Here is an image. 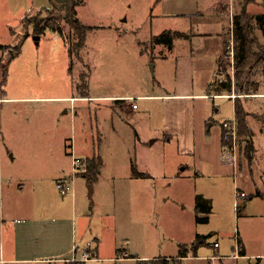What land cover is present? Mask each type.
Segmentation results:
<instances>
[{
  "label": "crops",
  "instance_id": "crops-1",
  "mask_svg": "<svg viewBox=\"0 0 264 264\" xmlns=\"http://www.w3.org/2000/svg\"><path fill=\"white\" fill-rule=\"evenodd\" d=\"M29 1L32 7L35 6L31 8L32 12L21 17L19 25L43 7L62 6L69 0ZM147 1L153 6L150 9L154 10L151 12L150 36L165 30L178 32L179 35L170 45L155 43V47L144 50L149 53V60L155 62L152 68L155 75L147 77L146 73L139 93L129 92L127 82L123 86L122 78L117 92L92 93L94 70L83 54L87 38L77 54L61 24V32L47 26L36 34L31 25L26 29L28 32L17 33L16 28L7 22L9 18L0 17V30L5 33L4 38L0 33V44L17 45L28 33L26 39L30 40L36 52L35 57L26 61L25 68L18 66L14 76L18 61L12 59L19 60L24 40L17 52L13 54V50L10 51L11 59L6 64L9 91L0 86V264H66L70 260H82L86 264L99 260L117 264L129 260L138 264H264V185L253 181L254 175L259 182L264 181V169L259 166L260 152L264 148V84L256 86L244 101L252 151L250 160L240 157L238 168L222 160V123L215 125L211 114V100L218 97L213 82L217 78L226 44L232 37L234 16L243 7L242 0ZM85 3L86 0H80L76 5L79 19L80 7ZM248 9L253 14L263 12L264 0L249 4ZM254 21L257 22L255 18ZM257 25L263 32L258 22ZM91 26L93 29L105 27ZM69 28L71 30L72 27ZM46 41L52 44L49 48ZM147 41H144L145 45ZM0 56L3 57L1 51ZM74 56L80 64L76 69ZM21 60L19 63H25ZM33 60L40 63L33 65ZM83 62L87 68L84 74L81 70ZM43 63H51L53 70L58 69L60 83L45 85L33 79L37 78L35 70L41 74L40 64ZM256 78L264 80V73L256 74ZM13 80L19 85L12 89ZM12 92L13 95H10ZM80 98L96 102V111L108 110L109 118L104 120L108 121V128L105 129L102 122L98 123V130L96 128L100 133L98 144L94 141L92 127L86 131L85 137L78 135V126L79 133L85 132L76 119V103ZM130 128L135 131L134 137L126 134ZM78 137L84 140L85 150L78 144ZM165 144L169 145V150L163 153L156 148ZM123 148L128 154L133 148L136 151L135 160L127 159L126 155V165L124 163L129 167L125 188L131 189L130 197L135 199L136 196L143 198L135 187H142L146 179L150 180L148 189L151 190L154 183L162 178L169 185L185 190L187 183L192 187L199 178L207 175L218 178L237 175L234 180L236 190L248 193L246 198L230 199V205L236 212L237 229L233 232L223 228L200 231L196 224L201 222L197 221L195 211L189 229L183 226L177 234L175 232V238L172 236L178 245L169 254L140 256L112 251L104 254L99 243L94 248L88 246L82 250L77 244L78 235L82 237L86 225L93 222L83 207L78 206L81 185L78 181L76 186L73 183L74 192L69 201L57 193V181L68 177L73 182L86 170L85 167L79 172L74 169L72 152L86 160L97 155L102 158L97 180L103 168L108 166L107 153L110 152L113 160H118L123 157L120 156ZM21 152L29 156L38 155L40 159L37 163L16 168L15 162ZM133 164L142 175H134ZM245 170L252 177H242L241 173ZM95 180L88 181L93 183ZM181 191L174 194L172 201L174 212L179 216L183 214L178 212L187 203ZM198 195H202L211 207L209 218L205 221L209 222L217 203L212 196L195 191L191 198L195 209ZM148 197L154 213L153 207L157 205L155 197ZM239 204L242 211L238 215ZM136 208L134 205V211ZM102 218L103 231L111 232L110 228L113 230L117 219L108 214ZM212 235H216L217 239H208ZM198 236H206L203 243H196ZM219 237L223 238V242ZM216 242L219 245H215ZM84 252L93 256L83 258ZM163 259L167 262L162 263Z\"/></svg>",
  "mask_w": 264,
  "mask_h": 264
},
{
  "label": "rangeland",
  "instance_id": "rangeland-1",
  "mask_svg": "<svg viewBox=\"0 0 264 264\" xmlns=\"http://www.w3.org/2000/svg\"><path fill=\"white\" fill-rule=\"evenodd\" d=\"M147 0H86V3L80 7V19L87 24L91 25H104L105 27L95 28L90 30L87 35V45L84 48L83 54L87 63H92L94 74L91 77V90L92 93H112L113 91L120 90L121 83L123 86L127 82V88L129 92L139 93L140 84L145 83V76L155 75L153 70V64L155 62L149 60V53L145 52V49L155 47L154 38L150 36V19L151 12H153V6L147 4ZM38 4V3H36ZM39 7L41 6L38 4ZM35 6V5H34ZM32 4L29 0H1L0 3V17L9 18L8 23L16 28L17 33H23L31 25L35 26L36 23H51L61 24L64 26L68 41L71 44L74 52L75 43L78 39L77 32L73 26L66 20V12L62 9V6L51 7L47 5L40 9L34 15L24 19L23 25L20 24L21 17L26 13L32 12ZM252 13V12H251ZM251 20L249 25V32L252 38L256 40L252 46V52L254 54L253 61L249 66L243 68L241 81L236 80L237 68L235 67V38L234 32H232L231 39L226 44L225 54L220 62L217 78L213 86L215 95L218 96L211 100V114L215 125H220L222 122L228 119H236L235 117V99L239 98L245 106V99L247 95L252 93L253 89L264 84V80L257 79L256 74L264 73V32L259 29L257 22ZM72 28L70 30L69 26ZM107 25V26H106ZM31 31V30H30ZM26 32H28L26 30ZM1 36H5L4 31L0 30ZM17 36V34H12ZM2 38V37H1ZM23 38V37H22ZM27 38V37H26ZM24 39L20 58H13L12 61H18L16 63V71L25 68L26 61L32 57H35V48H33L30 40ZM4 40V39H3ZM146 45L145 42L146 41ZM3 42V41H2ZM20 42V41H19ZM19 44V43H18ZM16 45H8L6 50H2L3 59L0 62V73L2 74V66L6 65L8 59L10 60V51L18 47ZM48 48L52 45L50 42L45 43ZM44 47V46H43ZM14 53V52H13ZM48 53V52H47ZM75 54V53H74ZM25 60V63H19ZM89 60V61H88ZM75 69L80 67L79 60L74 56ZM11 62V61H10ZM13 62V63H15ZM36 60H33V65H36ZM84 63V62H83ZM51 63H43L41 65V74L35 70V76L33 78L38 83H44L49 85L51 82L60 83V74L57 73L58 69H52ZM82 73L87 72L86 65L81 64ZM83 73V74H84ZM51 76L52 80H50ZM20 75V73L18 74ZM17 75V76H18ZM229 76L232 78V88H230ZM122 78V81H121ZM90 83V82H89ZM7 84V85H6ZM6 85V87H5ZM19 83L15 80L12 82V89L14 86H18ZM57 85V84H56ZM3 89L8 90V83L6 82ZM126 88V89H127ZM123 90H125L123 88ZM13 95V92L10 93ZM233 97V98H232ZM234 99V100H233ZM140 104L143 103L141 100H137ZM96 102L92 100H83L76 103L78 123H80V129L84 128L85 132L79 133L78 135H86V131L90 130V127L95 131V143L99 142L98 123L104 125L105 129L108 128L109 118L108 110L95 109ZM220 109V111H217ZM247 110V109H246ZM63 117V115L61 114ZM260 116V115H259ZM248 117V113H247ZM255 117L256 114H255ZM261 117V116H260ZM69 119V118H66ZM65 119V120H66ZM248 119V118H247ZM260 119V118H259ZM70 120V119H69ZM237 121V120H236ZM211 121L209 122V124ZM82 125V127H81ZM238 125V122H237ZM135 131L130 128V131H126V134L134 137ZM238 143L240 147V157L249 159L248 145L251 141V136H246L240 133L238 125ZM73 135L72 137H74ZM81 137V136H80ZM77 138L78 144L82 146L81 149L85 150L84 140ZM85 137V136H84ZM76 142V138H73ZM264 146V139H262ZM169 145L156 146L158 150L163 153L168 149ZM172 149V146L170 147ZM108 154V166L103 168L101 176L93 183H89L88 178L81 174L75 177L73 183H80L81 190L78 197V206L83 207V211L89 214L91 217V225H86V231L82 235H78L77 244L80 245L82 250L87 249L88 246L94 248L97 243L103 246L104 254H110V252H128L132 254H138L140 256H152L159 254H169L173 248L178 244L173 239L175 238V232L186 226L189 229V225L194 220L195 206L192 205V199L197 193H202L208 196H212L216 201V206L211 213V219L209 222L199 221L201 223L196 224L198 230L207 231L211 228H223L224 230L237 229L236 212L234 207L230 205V199H237V190L234 180L237 175H230L222 177H209L204 176L197 180L196 185L192 187L187 183V189H179L174 185H169L167 181L162 178L160 181L154 183L152 190L148 189L150 180L146 179V182L142 187H135L142 197L136 196L135 198L130 197L132 192L130 188H125V181H127V174H129V167L126 165L127 159L132 158L135 160L136 151L131 149L128 154L126 148L120 152L121 159L113 160L110 152ZM262 156L260 158L259 166L264 169V148L260 152ZM38 155H27L24 152L19 153L15 162L16 168L23 167L29 163H37L39 160ZM81 171V168L77 172ZM251 172V169L249 170ZM248 170L242 171L241 176L252 174ZM221 178V179H220ZM77 179V180H76ZM253 181H256L259 185H264V181L259 182L254 175ZM91 182V181H90ZM73 190L68 194L63 195L65 199L70 201ZM91 184V185H90ZM152 186V183H151ZM57 187V185H56ZM94 188L92 193L89 194L90 188ZM181 191L183 197L187 201L185 208L178 213L183 214L181 216L175 214V209L172 206L174 194H178ZM236 191V192H235ZM57 193L62 197V194L57 188ZM151 197H155L157 205L152 212L150 208ZM143 199V203L141 200ZM128 200V204L125 201ZM134 205L137 206L134 211ZM113 215L117 219L116 225L111 229V232L103 231V218L104 215ZM203 214V213H201ZM239 215V213H238ZM235 217V218H234ZM174 234H173V233ZM217 239L216 235H212L208 239ZM220 241L223 242V238L219 237ZM93 255L91 254V257ZM91 264H117L113 261H96ZM119 264H138L137 261L129 260Z\"/></svg>",
  "mask_w": 264,
  "mask_h": 264
},
{
  "label": "trees",
  "instance_id": "trees-1",
  "mask_svg": "<svg viewBox=\"0 0 264 264\" xmlns=\"http://www.w3.org/2000/svg\"><path fill=\"white\" fill-rule=\"evenodd\" d=\"M257 0H242L243 7L239 14H236L234 16V38H235V67L237 68L236 72V80L241 81L242 78V71H239L243 68H246L251 64L254 58V54L252 52V46L253 43L256 42L254 38H252L251 33L249 32V25L252 19H256L259 26L262 28L264 32V11L259 12L258 14H253L249 11L248 5L251 3H255ZM80 2V0H69L68 3L64 4L62 6V9L66 12V20L70 22V24L73 26L75 31L77 32L78 39L74 45L76 53L79 54V51L83 46L85 45L87 34L89 30L93 29L94 27L91 25H87L83 23L78 17H77V9L76 5ZM56 6V5H55ZM52 27L58 31H63L60 24H51V23H36L34 26V32L36 34L40 33L45 29V27ZM28 33H25L23 38H26ZM178 32H173L171 30H165L162 33L158 34L154 38V43H167L172 44L173 40L176 36H178ZM24 40V39H23ZM23 40L18 44V47L14 48L13 52H17L19 50L20 45L22 44ZM17 46V45H16ZM9 47L8 45H2L0 44V51L6 50V48ZM3 57L0 56V62L2 61ZM2 78L0 80V86L2 87L7 82V65L2 66ZM229 82H230V88H232V78L229 76ZM215 84V81L213 82V86ZM235 117L239 125L240 133H243L246 136L251 135L250 125L249 121L247 119V110L242 101L237 98L235 99ZM248 142L250 143V147L248 145V151H249V158H251V141L248 139ZM102 163V158L97 155L94 156L91 159L86 160V170L83 172V175H85L89 181L95 180L98 169ZM133 173L134 175H142L139 171H137V168L135 164H133ZM261 194V193H260ZM211 210L210 205H207L205 203V198L202 195L197 196V205H196V212H197V221H207L209 216V212ZM242 211L241 204L238 205V213ZM203 213V214H201ZM206 239V236H198L197 242L198 244H201ZM167 260V259H166ZM165 259H163L162 263L167 262ZM66 264H86L85 261L82 260H70L67 261Z\"/></svg>",
  "mask_w": 264,
  "mask_h": 264
},
{
  "label": "built area",
  "instance_id": "built-area-1",
  "mask_svg": "<svg viewBox=\"0 0 264 264\" xmlns=\"http://www.w3.org/2000/svg\"><path fill=\"white\" fill-rule=\"evenodd\" d=\"M222 160L226 163H230L235 167H239L240 164V145L238 143V125L236 119H228L222 122ZM74 169L77 171L80 168L86 166V159L82 157L75 156L72 152ZM57 188L62 195L68 194L73 190V182L70 178H60L57 181ZM237 197L243 199L248 197V193L244 190H237ZM215 245H219V242H216ZM91 253L84 252L83 258H90Z\"/></svg>",
  "mask_w": 264,
  "mask_h": 264
},
{
  "label": "water",
  "instance_id": "water-1",
  "mask_svg": "<svg viewBox=\"0 0 264 264\" xmlns=\"http://www.w3.org/2000/svg\"><path fill=\"white\" fill-rule=\"evenodd\" d=\"M14 54V53H13ZM90 191H92V187L90 188Z\"/></svg>",
  "mask_w": 264,
  "mask_h": 264
}]
</instances>
